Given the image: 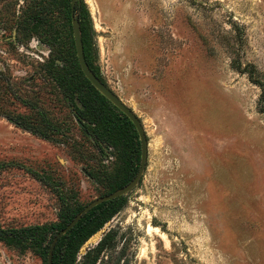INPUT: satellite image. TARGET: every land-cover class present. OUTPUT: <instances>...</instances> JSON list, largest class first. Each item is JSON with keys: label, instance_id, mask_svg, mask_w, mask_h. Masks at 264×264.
I'll return each instance as SVG.
<instances>
[{"label": "rangeland", "instance_id": "obj_1", "mask_svg": "<svg viewBox=\"0 0 264 264\" xmlns=\"http://www.w3.org/2000/svg\"><path fill=\"white\" fill-rule=\"evenodd\" d=\"M38 1L59 48L72 40L59 0H0L2 228L58 221L62 192L83 206L107 194L117 163L113 150L100 158L47 78L56 50L15 29ZM79 11L92 64L139 118L148 155L74 264H89L107 233L96 264H264V0H81ZM37 112L62 133L39 138L7 117L39 124ZM0 264L44 263L0 242Z\"/></svg>", "mask_w": 264, "mask_h": 264}, {"label": "trees", "instance_id": "obj_2", "mask_svg": "<svg viewBox=\"0 0 264 264\" xmlns=\"http://www.w3.org/2000/svg\"><path fill=\"white\" fill-rule=\"evenodd\" d=\"M70 3L71 0H59L58 6L64 23L71 27ZM53 4L56 5V2L54 1ZM75 13L80 25L85 60L100 80L90 58L87 33L84 19L79 11V3L75 6ZM49 14V5L42 6L41 1H38L33 8L26 9L23 15L16 18L15 29L18 32L38 36L44 44L56 50V54L48 60L45 66L47 78L56 85V89L60 91L65 102L72 108L73 117L83 128L80 130L82 136L86 140L91 139L98 147L100 158L105 156L104 153L110 152L105 149L115 152L117 163L105 177L110 189L107 194L112 193L128 184L138 171L140 142L137 132L130 120L100 95L84 77L77 61L73 38L68 50L59 48L56 29L49 20ZM67 61L69 63L62 66V62ZM249 80L263 88V85L252 77L251 72ZM261 102H264V91L261 94ZM261 111L264 112V107H261ZM37 113L39 124L29 123L21 115L7 117L17 126L39 138L49 139L51 133H62L60 125L51 121L45 113ZM123 199L122 196L103 202L84 214L68 233L58 239L53 251L52 264H74L80 248L119 212L123 206ZM59 200L58 221L19 228L0 226V242L19 250L28 249L46 264L49 245L53 237L65 228L85 206L78 203L72 193H60ZM111 244V233H107L95 249L85 254L86 257L93 253L89 264H96L100 254Z\"/></svg>", "mask_w": 264, "mask_h": 264}, {"label": "water", "instance_id": "obj_3", "mask_svg": "<svg viewBox=\"0 0 264 264\" xmlns=\"http://www.w3.org/2000/svg\"><path fill=\"white\" fill-rule=\"evenodd\" d=\"M81 0H71L70 3V15H71V28H72V38L74 42L75 52L77 61L80 67L81 72L84 77L89 81V83L94 87V89L102 95L107 101H109L115 108H117L123 115H125L130 122L133 124L138 138L140 142V163L139 168L134 176V178L125 186L117 189L116 191L106 194L104 196L98 197L86 204L82 210L66 225L65 228L60 230L51 240L48 253H47V261L46 264H52V257L55 245L58 239L68 233L82 218L84 214L89 212L92 208L97 205L110 201L119 197L126 195L130 192L139 182L143 171L145 170L147 163V155H148V144L146 140V136L144 133L143 126L139 120V118L135 115V113L127 107L110 89H108L91 71L84 57L82 37L80 31V25L78 21V16L75 13L76 4L80 3Z\"/></svg>", "mask_w": 264, "mask_h": 264}]
</instances>
